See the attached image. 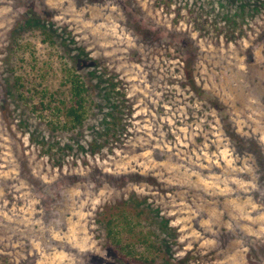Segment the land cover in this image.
I'll use <instances>...</instances> for the list:
<instances>
[{"label":"rangeland","instance_id":"rangeland-1","mask_svg":"<svg viewBox=\"0 0 264 264\" xmlns=\"http://www.w3.org/2000/svg\"><path fill=\"white\" fill-rule=\"evenodd\" d=\"M253 150L264 0H0V264H264Z\"/></svg>","mask_w":264,"mask_h":264},{"label":"trees","instance_id":"trees-1","mask_svg":"<svg viewBox=\"0 0 264 264\" xmlns=\"http://www.w3.org/2000/svg\"><path fill=\"white\" fill-rule=\"evenodd\" d=\"M26 23V22H25ZM27 26L29 27V26H31V24L29 23V22H27ZM24 27L22 26V28H20L19 30H17V36H20V35H22V32H23V30H21V29H23ZM42 31H43V33L45 34V36L47 37V38H49V37H51V35H50V33L47 31V30H45V29H42ZM17 36L15 37V38H17ZM14 38V39H15ZM16 43H17V39H16ZM36 78V77H35ZM77 81V80H76ZM81 85L79 84V85H76V86H73V89H74V93H73V96H75V99H74V101H75V104H76V107L75 108H70L69 109V116L71 115V116H73V120L74 121H76V120H78V118H79V115H78V110L79 109H82L83 110V104H82V96L80 95V93H81ZM50 91V90H49ZM49 95L50 96H48V98L50 99L49 101H48V104H51L52 102L54 103V106L55 107H57L59 104L58 103H60L59 101H56V100H54L55 98V95H54V93H53V91L51 90V92L49 93ZM51 99H53V100H51ZM55 102H58V103H56L55 104ZM47 104V103H46ZM63 105V104H62ZM254 151V154H256L257 156H258V158L256 159V160H259L260 161V165H261V169H259V172H263L264 173V157H263V155L257 150H253ZM256 157V156H255Z\"/></svg>","mask_w":264,"mask_h":264}]
</instances>
